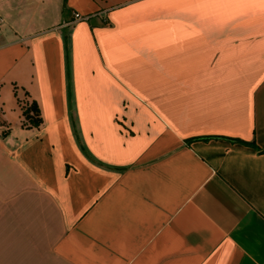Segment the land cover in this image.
<instances>
[{
  "label": "crops",
  "instance_id": "crops-1",
  "mask_svg": "<svg viewBox=\"0 0 264 264\" xmlns=\"http://www.w3.org/2000/svg\"><path fill=\"white\" fill-rule=\"evenodd\" d=\"M0 20V264H264V0Z\"/></svg>",
  "mask_w": 264,
  "mask_h": 264
},
{
  "label": "trees",
  "instance_id": "trees-1",
  "mask_svg": "<svg viewBox=\"0 0 264 264\" xmlns=\"http://www.w3.org/2000/svg\"><path fill=\"white\" fill-rule=\"evenodd\" d=\"M24 117L32 126L37 127L41 123L39 110L37 109L36 104H32L31 107L24 112Z\"/></svg>",
  "mask_w": 264,
  "mask_h": 264
},
{
  "label": "built area",
  "instance_id": "built-area-1",
  "mask_svg": "<svg viewBox=\"0 0 264 264\" xmlns=\"http://www.w3.org/2000/svg\"><path fill=\"white\" fill-rule=\"evenodd\" d=\"M0 23H1V20H0Z\"/></svg>",
  "mask_w": 264,
  "mask_h": 264
}]
</instances>
